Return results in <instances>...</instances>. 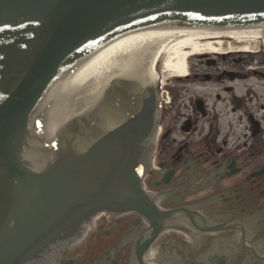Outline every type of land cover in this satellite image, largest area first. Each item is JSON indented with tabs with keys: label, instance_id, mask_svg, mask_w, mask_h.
<instances>
[{
	"label": "water",
	"instance_id": "1",
	"mask_svg": "<svg viewBox=\"0 0 264 264\" xmlns=\"http://www.w3.org/2000/svg\"><path fill=\"white\" fill-rule=\"evenodd\" d=\"M252 27L264 0H0V264L41 258L100 211H137L158 235L174 212L143 187L156 93L105 131L87 93L112 71L151 76L147 55L177 35Z\"/></svg>",
	"mask_w": 264,
	"mask_h": 264
},
{
	"label": "flooded vegetation",
	"instance_id": "2",
	"mask_svg": "<svg viewBox=\"0 0 264 264\" xmlns=\"http://www.w3.org/2000/svg\"><path fill=\"white\" fill-rule=\"evenodd\" d=\"M264 47V46H263ZM194 56L185 75L121 69L94 98L103 131L139 111L157 122L143 185L174 212L161 232L137 211H102L29 264H264V50Z\"/></svg>",
	"mask_w": 264,
	"mask_h": 264
},
{
	"label": "bare ground",
	"instance_id": "3",
	"mask_svg": "<svg viewBox=\"0 0 264 264\" xmlns=\"http://www.w3.org/2000/svg\"><path fill=\"white\" fill-rule=\"evenodd\" d=\"M259 39H264V27L204 29L177 35L147 55L150 74L153 75L156 62L163 58L165 68L174 73L185 75L187 73V53L180 50L183 46L191 47L192 53L196 54L205 51L254 52L257 51ZM98 88L101 91L103 85L92 87V93H87L93 101Z\"/></svg>",
	"mask_w": 264,
	"mask_h": 264
},
{
	"label": "rangeland",
	"instance_id": "4",
	"mask_svg": "<svg viewBox=\"0 0 264 264\" xmlns=\"http://www.w3.org/2000/svg\"><path fill=\"white\" fill-rule=\"evenodd\" d=\"M263 46H264V39H259V43H258V47H257V51H254V52H248V53H249V54H255L256 52H258V50L260 49V47H263ZM174 47H175V46H174ZM263 48H264V47H263ZM180 50H181V51H184V52L187 53V55H186V63H188L192 57L202 54V53H200V54L192 53L193 50H192L191 47H189V46H183ZM263 51H264V50H262L261 52H263ZM203 53H209V52H208V51H205V52H203ZM164 69H165V72H164L165 75H167L169 72H172V71L168 70V69L165 68V67H164ZM188 71H189V69H188V67H187V72H188Z\"/></svg>",
	"mask_w": 264,
	"mask_h": 264
}]
</instances>
